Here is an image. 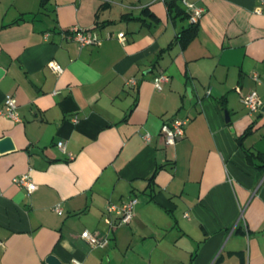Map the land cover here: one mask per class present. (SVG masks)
Listing matches in <instances>:
<instances>
[{"label":"crops","instance_id":"0c3cea01","mask_svg":"<svg viewBox=\"0 0 264 264\" xmlns=\"http://www.w3.org/2000/svg\"><path fill=\"white\" fill-rule=\"evenodd\" d=\"M189 1L204 10L182 45V0H0V107L12 93L19 117L0 114V264L264 263V110L240 100L255 89L264 104V2ZM72 25L101 42L79 47ZM174 116L184 135L165 144ZM130 197L128 223L104 221Z\"/></svg>","mask_w":264,"mask_h":264},{"label":"built area","instance_id":"2783aa9c","mask_svg":"<svg viewBox=\"0 0 264 264\" xmlns=\"http://www.w3.org/2000/svg\"><path fill=\"white\" fill-rule=\"evenodd\" d=\"M260 1L264 2V0ZM182 3L184 5L185 12L188 15L189 21L192 23H197L204 10L203 7L189 0H182ZM65 36L74 40L79 47L88 44L98 45L101 42V37H99L97 33L90 27L72 25L65 30ZM117 37L119 39H122L123 32L118 31ZM47 64L56 72L62 71V66L54 59L49 60ZM251 76L254 80H259L258 74L256 72H253ZM166 80H168V75L163 71L156 73L152 78L153 85L156 89H161L162 83ZM135 83L136 79L134 77H129L126 81V84L128 85H134ZM53 92H57V90H54ZM240 100L249 112L260 110L262 105V100L260 99L255 89H250L246 93L242 94ZM16 106L17 103L15 96L12 93H6L4 95L3 103L0 107V114L5 115L13 120H18L19 117L16 112ZM187 119L188 117L174 116L164 120L161 123L160 133L165 144H174L179 138L184 135V128ZM142 136L145 141H148L150 138L148 132H145ZM56 144L60 149H64L63 140H57ZM68 155L69 157H72V153L69 152ZM13 182L20 186H23L27 192L32 191L36 187V184L30 179L27 172H23L19 175L14 176ZM135 203L136 198L134 197H130L119 202L111 200L107 201L103 213L104 221H106L110 226L114 223H128L133 216ZM53 208L57 213H62V209L59 203L54 204ZM79 236L89 246L92 247L103 246L107 241L106 237H98L88 229H83L82 231H80Z\"/></svg>","mask_w":264,"mask_h":264},{"label":"water","instance_id":"95a60500","mask_svg":"<svg viewBox=\"0 0 264 264\" xmlns=\"http://www.w3.org/2000/svg\"><path fill=\"white\" fill-rule=\"evenodd\" d=\"M260 109L264 110V104L261 105ZM11 147H12V143H11L10 138L8 136L1 137V139H0V150L11 148ZM30 151L34 152V153H38V154L41 153L40 149H38L36 147L31 148ZM45 260L48 264H59L58 259L52 254L47 255Z\"/></svg>","mask_w":264,"mask_h":264},{"label":"trees","instance_id":"16d2710c","mask_svg":"<svg viewBox=\"0 0 264 264\" xmlns=\"http://www.w3.org/2000/svg\"><path fill=\"white\" fill-rule=\"evenodd\" d=\"M172 6H173L172 3H168V5H167L168 10ZM196 25H197V23L190 22V25L187 28H185L184 30H182V32L179 35L180 42L182 45H184L192 37V35L195 33ZM256 156H258L261 159H264V153L257 152ZM261 166H262V169H264V164H262Z\"/></svg>","mask_w":264,"mask_h":264}]
</instances>
